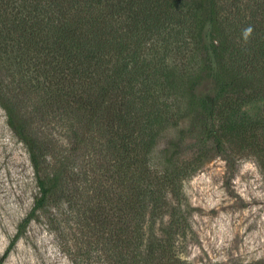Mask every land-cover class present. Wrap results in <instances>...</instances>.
<instances>
[{"label":"trees","instance_id":"trees-1","mask_svg":"<svg viewBox=\"0 0 264 264\" xmlns=\"http://www.w3.org/2000/svg\"><path fill=\"white\" fill-rule=\"evenodd\" d=\"M259 101L264 0H0V104L39 188L26 221L55 206L74 264H197L186 181L230 145L264 163Z\"/></svg>","mask_w":264,"mask_h":264},{"label":"rangeland","instance_id":"rangeland-1","mask_svg":"<svg viewBox=\"0 0 264 264\" xmlns=\"http://www.w3.org/2000/svg\"><path fill=\"white\" fill-rule=\"evenodd\" d=\"M245 112L263 118L264 101ZM249 148L230 145L186 181L194 233L182 249L185 259L264 263V163ZM38 195L28 149L0 104V264H74L68 254L74 246L69 229L49 222L55 206L26 221Z\"/></svg>","mask_w":264,"mask_h":264}]
</instances>
